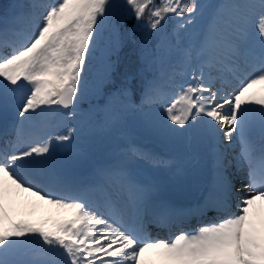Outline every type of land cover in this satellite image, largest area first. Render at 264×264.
Wrapping results in <instances>:
<instances>
[{
	"label": "snow or ice",
	"instance_id": "6c2138e0",
	"mask_svg": "<svg viewBox=\"0 0 264 264\" xmlns=\"http://www.w3.org/2000/svg\"><path fill=\"white\" fill-rule=\"evenodd\" d=\"M20 7H26L23 24L19 12L0 16V264H264V228H257L258 219L264 224V0H29L11 6ZM106 29L113 52L127 40L138 44L153 76L141 81L138 99L133 77L125 75L105 105L89 102L85 109V69ZM153 35L156 43L145 55ZM248 66L253 72L229 92L230 78L239 80ZM114 71L106 59L104 79L111 81ZM133 117L176 153L128 139L119 157L95 168L89 180L72 178L56 148L70 150L78 133L110 131ZM57 120L63 133L49 130ZM186 157L207 169L201 207L221 210L235 199L238 211L171 239L153 237L151 226L179 224L189 212L164 200L138 170H180ZM230 168L247 169L241 189ZM11 186L38 197L57 217L12 219L4 203ZM146 253L155 259H145Z\"/></svg>",
	"mask_w": 264,
	"mask_h": 264
},
{
	"label": "rangeland",
	"instance_id": "374dc122",
	"mask_svg": "<svg viewBox=\"0 0 264 264\" xmlns=\"http://www.w3.org/2000/svg\"><path fill=\"white\" fill-rule=\"evenodd\" d=\"M201 2L209 3V4L214 3V2L211 3V0H201ZM28 3H29V0H9V7L6 10V12L15 11V12L21 13V15L17 18V23L23 24L24 20H23L22 13L24 11H26V7H20L17 9H12L11 6L12 5L26 6ZM3 15L4 14L0 13V16H3ZM129 22L134 24L135 23L134 17L132 19L126 21V23H125L126 28L129 24ZM130 27H131V25H130ZM121 31L123 32L124 29L122 28ZM104 36H105V41L102 44L101 48L97 50L95 57L93 58V61H91V64H90L93 66H91V72H90L91 76L88 79L89 94H88L86 101L82 104V107L85 109H87L89 107V102L97 105V107H99L101 105H105L106 100L109 99L108 94L115 92V90H112L111 87H109L111 81L104 79L105 61H106V59H109L116 66L122 47H119L118 51L113 52L112 49L115 47V45H113L109 42L110 33L107 29L105 30ZM141 36H142V33L137 31L134 34L133 38L137 39L138 37H140V40H141ZM155 43H156V40H155V36L153 35V37L148 42H146V53H145V55H148V53L151 52V49H152V47H154ZM147 64H148V62H147ZM146 67L148 68L147 65H146ZM154 67H158V65L154 66ZM165 67H167V65H165ZM88 69H90V67ZM148 71L149 72L147 74V78L151 79L153 76V71L152 70H148ZM249 72H250V66L245 68V73H249ZM229 84L238 85L239 81L237 79L230 78ZM97 89H99V95L96 94ZM227 89H228V86H227ZM113 103L115 104V103H117V101L113 100ZM158 107H159L158 105L155 106V108H158ZM145 111H149V110L146 109ZM133 118L137 119L138 124L141 127V120L139 119V117H133ZM133 118H129L122 126L117 127V128H113L110 131L109 130L100 131L99 129H94L93 133H91V134L87 133L83 138L82 137L78 138L80 143H82L84 140L88 139L92 143L93 147H96L98 144L102 145L104 142L110 143V148H109L110 158H104L103 160H98V162H99L98 164H96L95 161H92L91 162V167H92L91 173H93L94 169L97 168L98 166L103 165L109 161L117 159L119 157L120 153L123 151V147H122L123 144L129 139L130 135H133L134 139H137L138 141L150 140L153 138L149 134H147L146 136H144V135L141 136V135L136 134L130 125L131 120ZM15 119L18 120L19 118L15 117ZM11 121H12V117H11V115H9L8 122L11 123ZM4 124H5V116H4L3 112H0V127L1 128L4 127ZM79 124L80 123H78L76 126L78 127ZM49 130L52 131L54 134L55 133H63L65 130V125L63 124L62 121L57 120L52 124V126ZM256 135H257V139H258V136H259L258 130H257ZM53 143H54V141H53ZM168 148L170 149L169 153L175 154L177 151L176 146L173 144H170L168 146ZM74 149H75V147H74ZM74 149H71V152H69L70 155H73L75 153ZM57 155L62 158V156L60 154L57 153ZM186 159H187V157L185 158V161H186ZM183 168L184 167L182 165V167L180 169V173L171 177V179H173L174 181H181L182 180L183 183H185L184 169ZM138 171H139V176L141 179L146 180L148 182L151 181L152 183L156 184L158 181V178L156 176H151L150 172L155 171L158 175H160L163 172V169H152V168L144 166V167H141ZM229 173L231 174V171H229ZM78 174L79 173L76 172V175H78ZM90 176H92V174ZM8 183L10 185V182H8ZM244 184L245 183H243L242 185H244ZM159 190H160V188H159ZM15 191H19L21 193V199L23 198L24 200L29 201L35 207H44V205H45L44 202L41 201L38 197L32 196L29 192H25V191L16 189L15 186H11V191L8 193L5 200L9 201L10 204H9L8 208H12L13 210H15V214H14L15 217L14 218H17L19 221L20 220L25 221L28 218L25 215L23 216V215H17L16 214V211H18V208L16 207V201L17 200L14 196ZM162 194H163V192H160V195H162ZM241 197H245V195H242ZM21 199H19V201H21ZM6 201L4 202L5 204H6ZM195 201H197V200H195ZM190 206H191V204H187L183 208L177 207V209H181V210L186 211L189 209ZM194 230H196V229H194ZM194 230H192V231H194ZM192 231H190V232H192ZM145 259H155L154 254L153 253L145 254Z\"/></svg>",
	"mask_w": 264,
	"mask_h": 264
},
{
	"label": "bare ground",
	"instance_id": "6f19581e",
	"mask_svg": "<svg viewBox=\"0 0 264 264\" xmlns=\"http://www.w3.org/2000/svg\"><path fill=\"white\" fill-rule=\"evenodd\" d=\"M214 2V3H213ZM220 2V0H211V3L215 4ZM250 72H253V67L250 66ZM249 72V73H250ZM246 74H242L240 79L243 80L246 78ZM228 91L231 92L233 89H236L238 85L229 84ZM260 85H257L256 88L259 89ZM81 124L78 125L77 128H80ZM88 132L78 133L74 140L72 141V148L75 147V153L70 155V150H66L63 147H57L56 152L62 156V158L68 161L69 173L75 180L78 179H86L89 180V176L92 174L91 170V162L95 161L98 164V160H103L104 158H110L109 148L110 143L98 144L96 147H93L92 143L86 139L82 143L79 141V137H84ZM129 139H134L133 135L129 136ZM138 143L145 144L148 147L154 148L158 151L169 153L168 146L169 143L161 142L159 139L153 137L150 140L138 141ZM160 142V143H159ZM54 143H56L54 141ZM236 153L239 152L238 146L235 148ZM172 154V153H169ZM184 169V179L183 181H174L171 177L180 173V170L176 168H167L164 169L163 172L158 175L155 171H151V176H156L158 178L157 185L160 188V192H163L161 197L170 203L174 207L183 208L187 204H192L197 199H206L208 197V173L207 169L203 163V161L198 162L195 159L187 157L186 161L182 164ZM163 169V168H162ZM229 171L231 173L235 172L236 174L233 176V183L235 184V180L237 179V172L235 168H230ZM246 171L244 168L241 173L243 174V178L245 179V183L247 184L246 179ZM76 172L79 174L76 175ZM91 178V177H90ZM163 189V190H162ZM244 195H247V190L243 191ZM16 198V207L18 211H16L17 215H25L27 216V220L32 223L42 222L50 217L56 218V210L52 209L48 205H44V207H35L29 201L21 199V193L19 191H15ZM21 199V201H19ZM6 201V200H5ZM4 201V202H5ZM7 206H9V201H6ZM238 211V210H237ZM9 213L12 219L19 221L17 218H14L15 210L9 208ZM24 221V220H23ZM257 228H264V224L261 223L260 219L257 220ZM173 238V237H172ZM171 239V238H170ZM148 254V253H146Z\"/></svg>",
	"mask_w": 264,
	"mask_h": 264
},
{
	"label": "trees",
	"instance_id": "16d2710c",
	"mask_svg": "<svg viewBox=\"0 0 264 264\" xmlns=\"http://www.w3.org/2000/svg\"><path fill=\"white\" fill-rule=\"evenodd\" d=\"M8 8V1L0 0V9H7ZM130 27V23L128 24L127 28ZM137 42L140 41V37H138ZM146 62H141L139 60V48L138 44L133 45L130 40L124 42L119 58L118 64L112 76V87L118 88L123 81L125 75H130L133 77V83L135 88V93L138 95V86L140 85L141 81L145 79V75L147 70L145 68ZM86 66L85 71L88 73V77L90 76V71L87 69Z\"/></svg>",
	"mask_w": 264,
	"mask_h": 264
},
{
	"label": "water",
	"instance_id": "95a60500",
	"mask_svg": "<svg viewBox=\"0 0 264 264\" xmlns=\"http://www.w3.org/2000/svg\"><path fill=\"white\" fill-rule=\"evenodd\" d=\"M133 127L135 128V130H136L137 132H139V133H143V131L137 126V123H136L135 120L133 121Z\"/></svg>",
	"mask_w": 264,
	"mask_h": 264
}]
</instances>
